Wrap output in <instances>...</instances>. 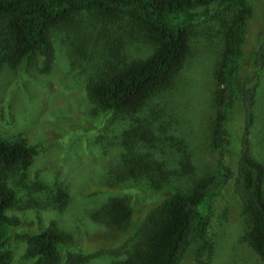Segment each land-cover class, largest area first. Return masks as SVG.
Here are the masks:
<instances>
[{"label":"rangeland","instance_id":"1","mask_svg":"<svg viewBox=\"0 0 264 264\" xmlns=\"http://www.w3.org/2000/svg\"><path fill=\"white\" fill-rule=\"evenodd\" d=\"M195 10L207 15L188 25V51L171 90L161 102L153 97L131 116L102 110L86 94L85 84L109 61L128 62L152 53L154 42L135 23L77 11L49 29L52 52L45 65L34 56L12 65L0 34V139L23 140L35 148L21 184L14 177L17 196L7 210L2 246L6 264H114L124 256L131 234L102 217L106 200L123 196L135 209L134 224L161 195L142 182L137 187L108 177V168L118 165L126 146L123 134L132 127L150 132L148 140H136L135 150L142 151L143 145L162 166H180L172 174V191L187 192L194 181L214 173L212 95L223 32L235 7L213 2ZM263 23L264 0H252L238 78L247 70ZM256 101L250 154L264 164V67ZM238 119L239 114L226 127L224 161L233 171ZM249 227L228 180L212 200L206 228L212 248L206 264H263L248 241ZM48 228L64 237L54 262L28 250L29 236ZM193 250L191 246L179 264H193Z\"/></svg>","mask_w":264,"mask_h":264},{"label":"trees","instance_id":"2","mask_svg":"<svg viewBox=\"0 0 264 264\" xmlns=\"http://www.w3.org/2000/svg\"><path fill=\"white\" fill-rule=\"evenodd\" d=\"M213 2L235 7L223 32L212 95L209 140L215 151V171L194 181L187 192L172 191V174H177L180 166H162L149 148H133L139 138H150L146 128L135 126L124 132L126 146L118 165L108 168V177L137 187L142 182L146 190L161 195L134 224L130 221L135 209L123 196L106 200L102 217L109 225L131 234L124 256L114 264H179L191 246L193 264H206L212 248V240L206 235L212 200L228 180L235 200L250 220L248 241L264 264V164L250 154L249 145L264 67V23L248 57L247 70L238 78L252 0H0V34L12 65L32 56L42 65L49 64V29L80 10L92 11L106 20L122 17L143 30L155 45L148 57L109 61L85 84L86 94L102 110L128 116L136 115L153 97L160 101L171 90L188 51V25L207 15L195 7ZM237 114L233 171L224 161L226 127ZM34 154L35 148L23 140L0 139V264L7 260L2 246L9 224L7 210L17 196L14 177L21 184ZM63 243V235L48 228L29 236L28 250L33 256L54 262Z\"/></svg>","mask_w":264,"mask_h":264}]
</instances>
